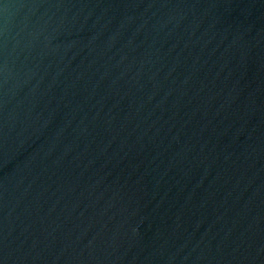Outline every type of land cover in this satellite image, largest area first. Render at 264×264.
Segmentation results:
<instances>
[{
	"label": "water",
	"instance_id": "water-1",
	"mask_svg": "<svg viewBox=\"0 0 264 264\" xmlns=\"http://www.w3.org/2000/svg\"><path fill=\"white\" fill-rule=\"evenodd\" d=\"M0 264H264V0H0Z\"/></svg>",
	"mask_w": 264,
	"mask_h": 264
}]
</instances>
